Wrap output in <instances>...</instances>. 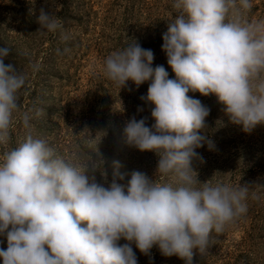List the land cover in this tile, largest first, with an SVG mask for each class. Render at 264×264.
<instances>
[{
  "label": "clouds",
  "instance_id": "obj_1",
  "mask_svg": "<svg viewBox=\"0 0 264 264\" xmlns=\"http://www.w3.org/2000/svg\"><path fill=\"white\" fill-rule=\"evenodd\" d=\"M253 6V0H172L174 15L161 50L174 78L163 65L153 67V50L135 41L105 57L103 75L120 89L129 81L137 88L150 81L140 99L150 106L154 123L149 127L147 118L133 116L123 136L129 147L155 153V178L133 171L125 181L120 162L114 161L109 181L97 147L96 158L84 160L34 136L30 122L41 110L33 106L21 112L19 94L27 74L5 63L10 48L0 46L3 264H138L133 245L145 256L155 246L165 257L192 264L193 250L205 253L213 233H223L247 214L249 200L264 203V183L198 179L193 162L204 160L196 149L213 150L215 144L201 134L210 109L188 95H214L229 122L245 133L264 125V18L248 17ZM37 23L41 32L63 28L44 8ZM29 67L33 73L40 68ZM18 112L27 131L9 147ZM168 177L170 182L162 179Z\"/></svg>",
  "mask_w": 264,
  "mask_h": 264
},
{
  "label": "rangeland",
  "instance_id": "obj_2",
  "mask_svg": "<svg viewBox=\"0 0 264 264\" xmlns=\"http://www.w3.org/2000/svg\"><path fill=\"white\" fill-rule=\"evenodd\" d=\"M172 0H0V46L10 48L5 63H14L27 74L20 96L21 112L35 106L41 115L31 120L34 136L47 139L60 153H79L84 160L96 147L103 171L110 181L119 161L125 181L133 171L155 178L158 157L125 143L123 129L133 116L151 118L150 106L140 99L150 81L138 88L131 81L119 88L103 75V61L112 51L138 42L152 49L153 67L163 65L174 78L161 50L162 35L174 15ZM250 19L264 18V0H253ZM44 8L56 15L63 28L56 33L39 31L37 17ZM67 36V39H63ZM60 50L59 52L57 50ZM67 49L65 52L64 50ZM39 64L33 73L30 64ZM210 109L206 134L215 144L196 149L204 163L194 161L201 182L232 185L264 183V125L251 133L229 122L214 95L189 92ZM138 107L143 111L138 112ZM15 113L11 126L12 143L26 134ZM97 145V146H96ZM97 179L101 176L97 173ZM169 182L171 177L162 178ZM120 244L126 243L121 240ZM0 249H7L0 236ZM138 264H185L177 256L165 257L157 247L150 256L133 245ZM0 264H3L0 259ZM192 264H264V203L248 201V212L221 234L212 235L207 251L193 250Z\"/></svg>",
  "mask_w": 264,
  "mask_h": 264
}]
</instances>
